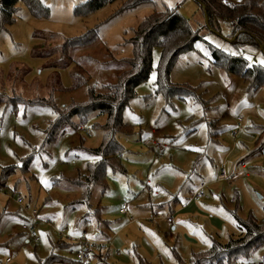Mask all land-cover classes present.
<instances>
[{"label": "rangeland", "instance_id": "1", "mask_svg": "<svg viewBox=\"0 0 264 264\" xmlns=\"http://www.w3.org/2000/svg\"><path fill=\"white\" fill-rule=\"evenodd\" d=\"M40 1L49 18L33 16L20 2L15 21L0 30V173L14 168L0 188V264H41L53 255L61 259L53 264H75L77 249L66 237L105 246L92 250L91 264H179V259L190 264L193 254L214 241L225 245L239 236L240 221L250 215L264 220V90H250L215 64L211 52L213 46L242 57L248 67H264L260 49L233 45L228 21L219 20L216 31L207 28L198 0H153L123 14L117 11L125 0L95 10L92 0ZM165 8L178 9L202 29L203 38L177 58L170 74L172 84L194 95L167 99L157 92L162 50L155 47L151 74L122 114L133 125V133L117 135L125 172L108 169L106 185L86 192L69 181L86 175L97 160L88 151L100 146L98 126L107 117L94 112L84 131L67 126L56 143L43 148L46 130L58 109L86 102L90 89L102 93L117 81L123 60L132 56L133 32ZM93 31V43L70 48V58H60L68 40ZM70 60L88 82L60 91L74 85ZM18 98L48 104L25 105ZM236 164L237 179H217L222 167L230 173ZM202 183L205 197L196 200ZM17 196L39 209L38 243L22 230L28 217ZM125 202L128 212L121 214ZM233 264H264V247Z\"/></svg>", "mask_w": 264, "mask_h": 264}, {"label": "trees", "instance_id": "2", "mask_svg": "<svg viewBox=\"0 0 264 264\" xmlns=\"http://www.w3.org/2000/svg\"><path fill=\"white\" fill-rule=\"evenodd\" d=\"M118 0H92L91 9L95 10L108 3ZM153 0H125L122 2L118 14L132 11ZM204 7L207 28L216 31L219 20L231 23L233 40L236 47L251 46L260 49L264 54V0H198ZM20 2L35 17L49 18L40 0H0V30L11 25L20 10ZM202 29L196 28L189 20L182 17L178 9L165 8L156 11L139 25L129 40L132 47L131 58L123 60L125 70L118 76L114 84L104 86V92L96 93L95 89L89 90V98L83 103H73L69 107L57 110L56 118L46 130L47 136L42 144L43 148L57 142V136L64 133L68 126L74 131L83 128V124L92 113H99L107 117V123L101 127L103 131L102 141L98 148L90 149L89 154L96 157L94 163L89 164L86 175H81L77 180L69 181L71 184L81 185L89 192L91 187L105 186L107 181L106 171L125 172L122 166L124 148L117 140L119 133H133V125L123 121V111L129 102L136 96V88L147 81L153 69V50L160 47L162 50L161 62L158 67L157 92L163 93L167 99L179 95L186 97L194 95L195 90L174 85L170 82V74L177 58L190 51L194 44L203 38ZM96 35L90 32L81 38H72L66 42L61 52L62 59L69 57V49L86 46L94 42ZM215 64L222 66L230 74H236L248 83L249 89L264 90V67L254 65L248 67L246 60L235 57L211 47ZM73 64L71 76L74 85L69 89L59 88L60 91H74L88 80L85 71L76 62ZM70 61L68 62L69 64ZM18 101L26 104L42 102L44 99L26 101L18 98ZM78 118L75 123L74 119ZM14 173V168H5L0 173V188L4 187V180ZM17 185H15V188ZM13 191H16V189ZM83 202V201H82ZM47 203V202H46ZM76 203V202H75ZM85 219L89 220L87 216ZM241 234L231 237L225 245L214 241L212 246L203 252L193 254L190 264H233L241 259L249 258L255 251L264 247V220L259 221L250 215L246 221H240ZM57 256H51L41 264H53L60 262ZM75 264L77 262L75 261ZM142 264H147L142 261ZM179 264H184L179 259Z\"/></svg>", "mask_w": 264, "mask_h": 264}, {"label": "built area", "instance_id": "3", "mask_svg": "<svg viewBox=\"0 0 264 264\" xmlns=\"http://www.w3.org/2000/svg\"><path fill=\"white\" fill-rule=\"evenodd\" d=\"M239 122V128H241L240 123L242 122V120L239 118L238 119ZM84 131V128H81L80 131ZM239 134V130H235L232 133V136L234 138H236ZM239 164H236L233 171L231 173H228L225 167H222L217 179L219 181H227V182H231L236 176L237 174L235 173L237 171V166ZM205 187V184L202 183L200 185V187L198 188V190L194 193V198L196 200H200L203 199L205 197V193L203 191ZM16 202L18 203L19 206L24 207V210L27 214L28 219L24 220V224L22 225V230L23 232L28 236V238L34 240L36 243L40 242V238L38 236L37 233V229H36V225L37 223L41 222V218L39 217V209L37 208H32L28 205L24 204V199L22 196H17L16 198ZM128 212V205L127 203H123L121 208H120V213L121 214H126ZM168 224L172 225L173 224V219L172 217L167 219ZM59 234L62 237L65 236L66 234V230L62 229L59 230ZM68 241L74 243L75 247H76V252H75V259L77 264H91L92 261V250L94 249H103L105 246L104 245H96V244H91L86 242L83 239H75L74 237H66Z\"/></svg>", "mask_w": 264, "mask_h": 264}, {"label": "crops", "instance_id": "4", "mask_svg": "<svg viewBox=\"0 0 264 264\" xmlns=\"http://www.w3.org/2000/svg\"><path fill=\"white\" fill-rule=\"evenodd\" d=\"M234 167H235V166H234ZM234 167L232 168L231 172L233 171ZM238 167H239V165L237 166L236 169H238ZM231 172H230V173H231ZM236 172H237V171H236ZM236 172H235V173H236ZM236 174H237V173H236ZM238 176H240V174H237V176H236L232 181H234L235 179H237ZM232 181H231V182H232ZM121 206H122V205H121ZM119 211H120V210H119Z\"/></svg>", "mask_w": 264, "mask_h": 264}, {"label": "snow or ice", "instance_id": "5", "mask_svg": "<svg viewBox=\"0 0 264 264\" xmlns=\"http://www.w3.org/2000/svg\"><path fill=\"white\" fill-rule=\"evenodd\" d=\"M260 63H261V64H264V60H261Z\"/></svg>", "mask_w": 264, "mask_h": 264}]
</instances>
